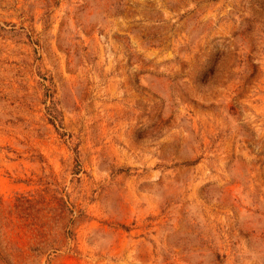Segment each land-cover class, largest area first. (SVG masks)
<instances>
[{
  "label": "rangeland",
  "instance_id": "374dc122",
  "mask_svg": "<svg viewBox=\"0 0 264 264\" xmlns=\"http://www.w3.org/2000/svg\"><path fill=\"white\" fill-rule=\"evenodd\" d=\"M0 264H264V0H0Z\"/></svg>",
  "mask_w": 264,
  "mask_h": 264
}]
</instances>
